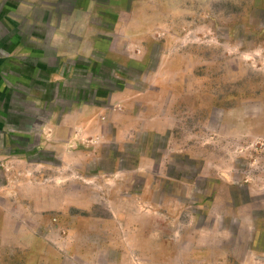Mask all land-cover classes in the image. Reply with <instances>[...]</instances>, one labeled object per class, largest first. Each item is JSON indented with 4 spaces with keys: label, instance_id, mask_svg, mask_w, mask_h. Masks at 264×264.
Returning <instances> with one entry per match:
<instances>
[{
    "label": "rangeland",
    "instance_id": "1",
    "mask_svg": "<svg viewBox=\"0 0 264 264\" xmlns=\"http://www.w3.org/2000/svg\"><path fill=\"white\" fill-rule=\"evenodd\" d=\"M0 39V264H264V0H0Z\"/></svg>",
    "mask_w": 264,
    "mask_h": 264
},
{
    "label": "crops",
    "instance_id": "2",
    "mask_svg": "<svg viewBox=\"0 0 264 264\" xmlns=\"http://www.w3.org/2000/svg\"><path fill=\"white\" fill-rule=\"evenodd\" d=\"M4 39H0V143L8 138H11V131L8 132L6 128V123L12 122L16 129L14 130V139L21 140V135L17 132H20L23 128L22 125V116L18 112V107L22 103V90L20 87L23 86H5V81L1 78V73L7 65V57L5 49ZM12 115V116H11ZM19 125V126H17ZM11 130V129H10ZM22 132V131H21ZM12 139V138H11ZM1 212V211H0Z\"/></svg>",
    "mask_w": 264,
    "mask_h": 264
}]
</instances>
